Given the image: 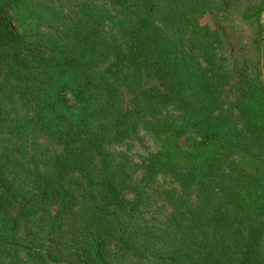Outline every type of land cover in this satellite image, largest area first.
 Instances as JSON below:
<instances>
[{"label":"trees","instance_id":"1","mask_svg":"<svg viewBox=\"0 0 264 264\" xmlns=\"http://www.w3.org/2000/svg\"><path fill=\"white\" fill-rule=\"evenodd\" d=\"M262 12L0 0V264H264Z\"/></svg>","mask_w":264,"mask_h":264},{"label":"rangeland","instance_id":"2","mask_svg":"<svg viewBox=\"0 0 264 264\" xmlns=\"http://www.w3.org/2000/svg\"><path fill=\"white\" fill-rule=\"evenodd\" d=\"M216 2L219 7H229L232 11V16L222 15L224 16L222 21L227 27L234 23V26L232 27L233 34L232 31L230 32L234 38L237 39L234 42L233 53L239 56L238 58H242L244 55L252 57V53L256 51L257 43L253 40V32L242 24L243 20L240 18V14L255 2V0H216ZM258 19L261 23H264V12L259 15ZM260 49L262 50V55L264 57V44L260 46ZM144 144H147V142Z\"/></svg>","mask_w":264,"mask_h":264}]
</instances>
